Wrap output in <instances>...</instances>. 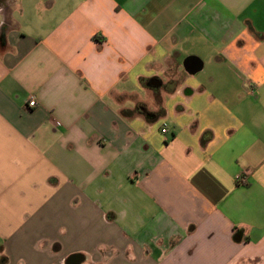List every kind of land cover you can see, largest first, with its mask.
Returning <instances> with one entry per match:
<instances>
[{"label": "crops", "instance_id": "crops-1", "mask_svg": "<svg viewBox=\"0 0 264 264\" xmlns=\"http://www.w3.org/2000/svg\"><path fill=\"white\" fill-rule=\"evenodd\" d=\"M75 254L264 264V0H2L0 264Z\"/></svg>", "mask_w": 264, "mask_h": 264}, {"label": "water", "instance_id": "water-1", "mask_svg": "<svg viewBox=\"0 0 264 264\" xmlns=\"http://www.w3.org/2000/svg\"><path fill=\"white\" fill-rule=\"evenodd\" d=\"M84 261V257L81 254H75L69 257L66 261V264H82Z\"/></svg>", "mask_w": 264, "mask_h": 264}, {"label": "built area", "instance_id": "built-area-1", "mask_svg": "<svg viewBox=\"0 0 264 264\" xmlns=\"http://www.w3.org/2000/svg\"><path fill=\"white\" fill-rule=\"evenodd\" d=\"M36 105V102L34 101V100H32L31 102H30V106L31 107H34ZM166 132V130L164 129L163 130V133H165Z\"/></svg>", "mask_w": 264, "mask_h": 264}, {"label": "flooded vegetation", "instance_id": "flooded-vegetation-1", "mask_svg": "<svg viewBox=\"0 0 264 264\" xmlns=\"http://www.w3.org/2000/svg\"><path fill=\"white\" fill-rule=\"evenodd\" d=\"M2 2V0H0V3Z\"/></svg>", "mask_w": 264, "mask_h": 264}]
</instances>
